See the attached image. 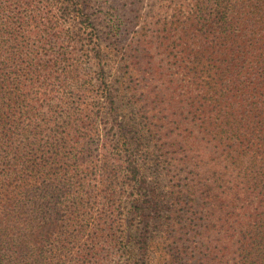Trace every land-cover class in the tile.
<instances>
[{"label":"trees","instance_id":"1","mask_svg":"<svg viewBox=\"0 0 264 264\" xmlns=\"http://www.w3.org/2000/svg\"><path fill=\"white\" fill-rule=\"evenodd\" d=\"M44 1L0 3V264H264V0L139 14L122 77H145L111 134L84 95L83 1ZM154 41L179 48L169 79Z\"/></svg>","mask_w":264,"mask_h":264},{"label":"rangeland","instance_id":"2","mask_svg":"<svg viewBox=\"0 0 264 264\" xmlns=\"http://www.w3.org/2000/svg\"><path fill=\"white\" fill-rule=\"evenodd\" d=\"M59 4L62 2H71L73 0H55ZM83 1L84 10L86 14L91 18L89 25L82 28L85 32H83V36L85 37V33H93V38L91 36L89 39L86 37L83 39L84 44L78 45V51L82 54L78 56L79 64H80V71L83 73L84 79L86 81H91V84L85 86L86 90L84 92L85 96H89V99L99 98L101 107L96 108L97 110V123L101 128H103L104 132L108 131L110 134L115 132V126L117 123H124L127 121L128 118V111L125 108V104L122 100H126V96L124 94L126 92L119 91L118 88L125 87L127 84L137 85V82L143 79L145 76L144 74L141 75L137 79L129 80V82H124L122 75L124 74V68L121 65V61L123 58L126 57V49L128 47V39L131 37L133 28L138 26L132 24L135 19L138 20L140 15L142 16L141 19H148L153 15H158L159 18L164 19L165 17H169L173 10V6L176 5V0H81ZM25 0H0L2 5H15L20 6L21 8L26 9L27 5L24 4ZM46 3L44 0H35V7L43 9ZM33 6H30V8ZM140 10V11H137ZM140 12V13H139ZM136 14L138 16H136ZM140 14V15H139ZM126 19H130L131 24H127V31L123 29L122 25L124 26V22ZM142 20L140 24H142ZM157 26V25H155ZM125 27V26H124ZM162 27V26H161ZM157 28H159L157 26ZM127 32V35H124ZM129 32V33H128ZM122 34L121 37L119 35ZM159 34V33H157ZM173 35L171 41L175 40L177 43V35ZM154 37V36H153ZM117 40V41H116ZM157 40V39H156ZM159 40V39H158ZM95 41V44L93 43ZM157 43L155 46L151 48L152 58L153 60L149 63L152 64L155 68L158 67L161 69V72H166L165 76L169 79L171 78V73L174 70L175 66L171 63L173 60V54L179 48L172 47V51L170 49V44L165 43L164 45H159V41H154ZM96 43H100L101 48L106 53L104 57H101L100 60L94 58L91 50L92 47L97 45ZM115 43H118V49L113 48ZM173 45V44H172ZM167 46V50L164 47ZM82 48H87L90 53L85 54L86 51H83ZM109 47L113 48L110 50ZM173 52V53H172ZM172 53V54H171ZM103 67L104 73L101 74L99 68ZM176 80L181 81L179 89L181 92L185 90L184 86L182 85L183 82L185 83L186 78L183 72L181 71L180 74L174 77ZM146 79V78H145ZM124 82V84H123ZM111 87L112 92L116 95V99L118 100L115 105L117 109L115 110V119L108 114L102 112L105 106L104 99V87ZM162 89L170 88L166 84H162ZM159 87V88H161ZM108 88V87H107ZM171 89V88H170ZM124 96V97H123ZM103 97V98H102ZM102 108V109H101ZM138 223V222H136ZM139 225V224H137Z\"/></svg>","mask_w":264,"mask_h":264}]
</instances>
